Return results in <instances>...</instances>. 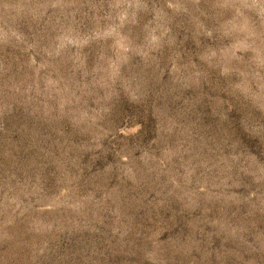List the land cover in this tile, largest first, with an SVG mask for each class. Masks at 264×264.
I'll list each match as a JSON object with an SVG mask.
<instances>
[{
	"label": "rangeland",
	"instance_id": "rangeland-1",
	"mask_svg": "<svg viewBox=\"0 0 264 264\" xmlns=\"http://www.w3.org/2000/svg\"><path fill=\"white\" fill-rule=\"evenodd\" d=\"M0 264H264V0H0Z\"/></svg>",
	"mask_w": 264,
	"mask_h": 264
}]
</instances>
